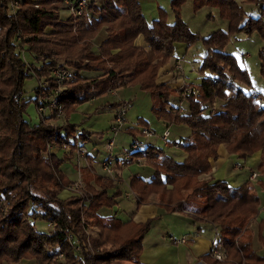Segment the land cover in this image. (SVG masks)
Segmentation results:
<instances>
[{
    "label": "trees",
    "instance_id": "16d2710c",
    "mask_svg": "<svg viewBox=\"0 0 264 264\" xmlns=\"http://www.w3.org/2000/svg\"><path fill=\"white\" fill-rule=\"evenodd\" d=\"M187 1H171L175 22L169 24L162 7L158 17L148 21L139 0H105L102 5L89 0L82 15L72 14L67 20L59 14L66 0H0V264H142L143 240L152 219L123 222L102 215L117 205L123 193L117 175L105 171L93 175L90 163L79 168L82 185L77 188L63 173L61 165L77 146H85L78 141H88L95 133L78 131L68 122L55 125L52 119L61 117L49 107L54 99L63 105L64 115H70L85 102L136 85L151 95L157 119L189 131L178 142L168 139L167 145L186 153L177 160L141 140L143 129L149 128L142 118L138 127H125V120L121 131L134 140L130 157L122 158L119 166L113 163L114 168L143 160L155 170L149 182L136 174L130 179L138 206L159 193V202L172 210L217 224L227 256L218 261L210 253L204 258L212 264H264V257L253 249L250 227L261 205L256 184L247 181L233 187L204 178L213 170L221 144L242 158L261 152L259 167L264 171V103L260 102L264 95L247 91L248 69L225 51L238 32L258 33L264 41V0H190L195 11L216 8L228 21V30L206 37L183 20L181 10ZM101 32L105 36L97 45ZM139 35L146 46L136 43ZM200 39L206 47L198 70L203 82L189 83L199 94L184 97L182 88L160 81L159 72L173 57L175 43L191 46ZM259 60L264 77V43ZM56 68H65L70 77L58 84ZM82 71L100 74L85 78ZM29 78H36L37 85L34 96L27 98ZM172 96L179 97L177 104L170 101ZM182 100L188 102L186 108L179 105ZM218 101L221 105L215 112ZM31 103L45 107L38 125L26 119ZM103 107L127 111L128 105L107 102ZM140 142L144 145L134 149ZM54 148L71 151L59 156ZM258 185L264 189L263 181ZM65 189L75 195L62 199L59 195ZM37 221H45L47 230H39Z\"/></svg>",
    "mask_w": 264,
    "mask_h": 264
},
{
    "label": "crops",
    "instance_id": "0c3cea01",
    "mask_svg": "<svg viewBox=\"0 0 264 264\" xmlns=\"http://www.w3.org/2000/svg\"><path fill=\"white\" fill-rule=\"evenodd\" d=\"M95 1L99 5H102L105 2V0ZM171 1L172 0H139L145 16H153L155 14L157 15L158 7L167 9ZM211 9L216 8H210V10ZM59 14L62 20H67L72 15L71 11L65 8H62ZM154 18H156V16ZM147 20L149 21L148 18ZM167 21L169 24H173L175 22V16L172 17L170 16V14H168ZM51 30V28H48V31ZM104 36L105 33L101 32L95 39V43L98 45L104 38ZM136 43L141 46H146L142 35H139V37L136 39ZM188 50L189 46L187 43L177 42L174 44L173 57L167 65L160 69V81H163L168 85L179 89L182 87L184 81L195 85H200L203 82L202 75H200L198 69H196L191 62L185 61L184 64L182 62ZM178 64L182 66V69H177L176 66ZM243 64L244 67L248 69V71H250L249 66L245 63ZM257 68L258 70L255 69V73L256 76H258L257 81L261 83L262 88L258 86L255 87L254 84L251 83L250 90L258 91L264 95V77L260 75V62L257 64ZM81 74L85 78H91L98 76L100 73L95 71H82ZM178 74H180L181 77H179ZM182 78L183 80H180ZM127 87L132 86H125V88ZM121 88L116 90V92L113 94L111 93L104 97H97L88 102H85L77 107L75 113L64 115L63 117L58 119H52V122L55 125H63L68 122L74 125L78 131L86 130L94 133L98 132L96 131L99 129L98 126H100L103 120H105L101 118L106 117L108 119L107 124L109 127L107 128L110 129L112 123L114 122L117 109L106 108V110H110L107 111L108 113L102 115L97 113L100 111V109H105V107L103 106L107 102H124L126 103V105L131 104L130 101H125L124 97H120L119 91L121 90ZM133 96H136L135 98H137L136 101H138L141 115V112L144 108V102L146 103L150 100L152 101L151 95L148 92L139 90L136 94L133 93ZM113 97H116L117 99H112ZM184 102L187 101L182 100L179 105L184 107ZM219 108V106H215L216 110H218ZM49 115L50 112L46 111L45 116L48 117ZM41 116L42 115L38 113L37 107L34 104V106L31 105V107L29 108V113L27 114L26 119L31 123V125H38L41 121ZM79 118H81V120L76 122V119ZM161 124H164V129L159 134L157 133L156 129L148 125V127L153 129L156 134L147 138L144 136V138L146 139L144 141L147 144L159 146L158 142L151 143L149 141L150 138L156 137L162 143L167 145L168 143L166 144L161 137L162 133L166 129H168L170 132L169 140L173 142H178L181 137L189 135V131L186 130L187 128H180L182 129L181 133H178V131H176V134H179V137H177L178 135H176L173 139H171L173 134L170 128L171 126L168 122L163 120H159L158 124L156 125L161 126ZM121 132L122 131L114 133L111 132V138H109V140L112 139L115 144L112 152H109L106 147L104 151L100 150L97 147H94L100 144L99 140L94 139L97 138V136H93L94 134L88 141H83L82 139L78 141L80 144H84L89 150L90 161H92L90 163L92 164L94 169L93 173L91 174H104V170L102 168V162L104 160L110 159L112 163L118 166L122 163L123 154L132 147L134 137L131 143H123L126 137H123L124 135L121 134ZM104 136L105 133L101 134L99 138L103 139ZM118 136L120 137V143H118L117 145L116 138H118ZM90 141H92L93 144H97L93 145V149L87 146L88 142ZM61 151L64 155L66 153H69L71 150L64 151L58 148L53 149V152L57 154ZM218 152L219 157L212 162L213 170L209 174L204 175V178L206 180H209L211 183L218 180L225 181L229 186L233 187L239 186L240 184L247 181L255 183L261 200L263 201H261V207L264 203V189H262L260 185H258V182L260 180L264 182V171H262L263 168L259 167L261 162V152H256L252 155H248L247 157L242 158L235 153H230L226 145L224 144H221L219 146ZM180 155L182 157L181 160L186 157L185 152L184 154ZM78 161L80 160L78 159L77 153L74 150L70 159L65 161V163L61 165V170L63 171V173L75 183L79 182V180H81L82 178L81 172L78 171L76 165ZM142 161H135L123 169L116 170L118 171V180L122 179L118 184V187L122 190L123 193L119 198H117V205L111 209H108L107 211H103L102 215H112L122 220L123 222H128L131 220L135 222H145L149 218L152 219L150 228L143 240V251L140 257V261L142 264H212V261H209V259H205L204 257L211 253L215 241L220 237V227L217 224L199 220L194 215L186 212L185 210H172L170 207L159 202V193H155L147 203L138 206L136 196L130 188V179L133 175L136 174L141 176L145 181L149 182L152 179L155 171L151 166L143 163ZM90 163L87 164L85 162L86 167ZM254 171L258 173V176L256 178L252 177ZM169 188H171V186H169ZM72 195H75V193H73L69 189H65L60 193L59 196L62 199H66ZM258 214L259 215H257V217L251 224V230L253 232L252 245L257 254L264 257V213L259 212ZM183 237L187 238V242L174 243L171 240L172 238L180 239ZM125 264H130V262L126 261Z\"/></svg>",
    "mask_w": 264,
    "mask_h": 264
},
{
    "label": "rangeland",
    "instance_id": "374dc122",
    "mask_svg": "<svg viewBox=\"0 0 264 264\" xmlns=\"http://www.w3.org/2000/svg\"><path fill=\"white\" fill-rule=\"evenodd\" d=\"M170 5H171V3L169 4V7L165 10L167 11V14H170V16L174 17L175 15H174V12L172 11ZM158 9H159V7H158ZM158 9H157V15L156 14L153 16L148 15V16H146V18H148L149 21H151L155 16L158 17V15H159ZM181 16H182L183 20H185L188 23L190 29L194 33L198 34L200 37H206V36L210 35L212 32L217 31L219 29L228 30V22L226 20H223L220 17L219 11L217 9H211L210 10L209 7H204L198 11H195L194 6H193V2L190 0L187 1L183 5L182 10H181ZM167 19H168V16H167ZM262 43H263L262 38L258 33H254L250 36L244 32H238L231 37L229 44L225 48V51H228V52L234 54L238 58V60L242 63L243 66H244L243 63H245L246 65L249 66V70L251 71V72L249 71V74L251 75V83L254 84L255 87L258 86L260 88H262L261 83H259L257 81L258 76H256L255 69L258 70L257 64L260 62L259 51L263 45ZM205 54H206V47H205V44L202 41V39H200V40L194 42L191 46H189V50H188V52H187V54H186V56L182 62L184 64L185 61H189L195 66L196 69L199 70V67L201 65V62H202ZM178 76L181 77L180 74H178ZM180 80H183V78ZM187 83H189V82H187ZM36 85H37L36 78H29L27 80L26 86H25V89H26L25 96L27 98L34 96V87ZM247 89H248L247 91H250V87ZM139 90L140 89H139L138 85H136V86H132V87L121 88V90L119 91L120 97L122 96V97H124L125 101L131 102V104L128 105V108H127L125 127H127V126L138 127L139 126L138 121H139V119L142 118L146 122L147 125L156 129L157 133L159 134L163 131L164 124H161V126L156 125V124H158L159 120L156 118V116L154 115V113L152 111V104L153 103L151 100L149 102H146V103L144 102V108H143L141 115H140V110H139V106H138L139 104H138V101H136L137 98H135L136 96H133V93L136 94L137 91H139ZM178 98H179L178 96H172L170 98V101L174 104H177L179 102ZM106 99H109V98H106ZM112 99H117V98L113 97ZM184 103H185L184 108H186V106H188V102H184ZM31 105L34 106V103H31L29 105V107L27 108V114L29 113V108L31 107ZM220 105H221V103L218 101V104L216 106H220ZM76 110H77V108H76ZM213 110L215 112L218 111L215 109V107ZM75 111L72 113H75ZM107 111H110V110L100 109V111L97 114H100V115L106 114V113H108ZM101 119H105V120H103L101 125L98 126L99 129L96 130L98 132H94L96 134L93 135V136H97V138H94V139L99 140L100 144H98V145L93 144V142L90 141V142H88L87 146L89 148L93 149V145H97L94 147H97L100 150L104 151L107 141L109 140V138H111V130L108 129L109 128L108 124H107L108 119L106 117H103ZM80 120H81V118L76 119V122H78ZM159 123H161V122H159ZM170 128H171V132L173 133L171 139H173L176 135H178L177 137H179V134H176V131H178V133H181L182 129H180V128H187V127L184 125L173 124V125H171ZM186 130H188V129H186ZM102 132L105 133V136L103 139H100L99 137L102 134ZM121 134L124 135L123 137H126V139H124L123 143L128 144V143L132 142L133 135H130L124 131H122ZM141 140H146V139L142 138ZM116 141H117V145H118V143H120V137L119 136H118V138H116ZM149 141L151 143L152 142H155V143L158 142V144H159L158 147L162 148L169 155L173 156L177 160L182 159L180 154H184L183 149L176 147L174 145H171V146L165 145L156 137L150 138ZM58 155L63 156V152L62 151L59 152ZM76 165H77L79 172H80L79 168L86 167L84 160L78 161ZM117 173H118V171H116V174ZM78 183L80 185H82V180H79ZM3 206L5 209L7 207V204L5 203V204H3ZM261 207H259V212L264 213V211L261 210ZM1 210H3V209L1 208ZM250 224H252V222ZM36 226L41 231L47 230V223L45 221H37ZM18 264H26V263L20 262ZM117 264H125V262L124 263H117Z\"/></svg>",
    "mask_w": 264,
    "mask_h": 264
},
{
    "label": "built area",
    "instance_id": "2783aa9c",
    "mask_svg": "<svg viewBox=\"0 0 264 264\" xmlns=\"http://www.w3.org/2000/svg\"><path fill=\"white\" fill-rule=\"evenodd\" d=\"M88 1L89 0H66L65 9L71 11L72 14L82 15ZM176 67L179 70L182 69V66L180 64H178ZM53 75L55 76L57 83L60 84L64 80L69 78L71 74L65 68H56L53 71ZM181 88H182L184 97H188L191 94H199L198 89L191 87L189 85V83H187L186 81L183 83ZM56 94H59V90L56 91ZM55 97H53V98H55ZM260 102L264 103L263 99H260ZM49 107L56 112V115L58 117H63V115L65 113V109H64L63 105L59 104L56 100L52 99L49 102ZM37 111L40 115H42L45 112V107L40 106L39 108H37ZM126 113H127V111H126V108H124V107H121L116 112L114 122L112 123L111 128H110L111 132L114 133V132L121 131V128L123 127V125L125 123ZM143 132H144V136L146 138L154 136L156 134V132L150 128H144ZM169 136H170V132L168 129H166L161 135L162 139L165 141L166 144L168 143ZM70 144H71V142L67 141L65 146H69ZM143 145H144V142H140L138 144L133 145V148L136 149V148L141 147ZM114 146H115V144H114V141L112 139L107 141L106 148L109 152L113 151ZM76 153H77V157L79 160H84L87 164L90 163V153H89V150L87 149L86 146H77ZM129 157H130V155H129V152L127 150L126 152H124L123 158L126 160ZM102 168L111 177H115L117 175L116 170L114 168V165L110 159L104 160L102 162ZM257 176H258V173L256 171H254L252 174V177L256 178ZM76 187L80 188L81 185L77 182ZM261 210L264 211V203L262 204ZM72 237L73 236L71 235V238ZM171 240L174 243H185V242H187L186 237H183L180 239L172 238ZM211 254H212L213 258L218 260V261L225 260V258L227 256V251H226V248L224 246V243L220 240V237L215 241L213 249L211 251ZM60 256L62 257V254H60Z\"/></svg>",
    "mask_w": 264,
    "mask_h": 264
}]
</instances>
